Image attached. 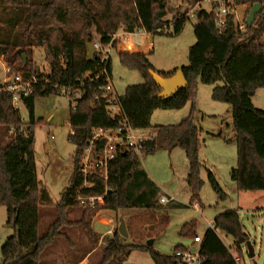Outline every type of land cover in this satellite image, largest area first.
<instances>
[{
    "label": "trees",
    "instance_id": "obj_1",
    "mask_svg": "<svg viewBox=\"0 0 264 264\" xmlns=\"http://www.w3.org/2000/svg\"><path fill=\"white\" fill-rule=\"evenodd\" d=\"M201 1L185 0L197 19L193 25L196 42L188 52L189 65L182 68L188 86L161 100V90L149 74V70H156L146 55L120 53L122 65L138 71L144 82L128 86L124 95L117 97L115 104L120 115L114 118L107 110L111 95L104 90L105 80L80 83L87 72L96 71V61L87 60L88 45L98 42L115 47L112 38L120 29L127 34L143 30L148 35H179L189 20L187 11L170 9L168 0H0V57L10 68V76L19 75L24 82L36 81L27 95H20V103L28 112L27 123L14 105L13 94L7 90L0 92V206L6 209V226L13 229L0 249V264H41L45 253L59 239L69 240L67 232L74 226L92 242H98L99 235L92 228L97 211L156 209L159 189L141 167L143 154L182 149L189 163L186 182L190 202L199 201L203 185L198 158L201 143L193 111L179 124L151 125L156 110H180L194 101L198 82L214 86L212 100L231 107L237 166L230 170V178L240 191L264 192V110L256 108L252 101L257 90L264 89V0L248 1L252 6L260 4L262 9L242 34L234 31L231 21L219 32L212 15L196 9ZM172 13V18L166 19ZM126 47L133 50L125 43L124 50ZM35 49H43L49 73H42L37 67L33 60ZM108 71L111 77V62ZM174 72L159 74L167 77ZM61 88L71 90L70 98L76 93L80 97L74 101L69 117L70 140L75 146L73 171L59 202L52 205L36 170L35 100L61 94ZM122 120L133 129L152 131L154 138L144 143L140 154L119 152L108 164L107 179L96 174L85 177L80 164L93 130L115 129ZM96 146L101 150L103 141ZM85 181L90 188L84 187ZM208 181L224 199L226 194L210 171ZM79 197H102L103 203H96L94 208L82 207ZM168 203L184 207L172 200ZM45 207L51 208L55 218L45 234L40 235L39 216ZM76 208L83 212L74 221L70 214ZM218 231L233 238L240 257L241 246L249 241L237 211L219 214L199 243L204 264H237ZM179 235L194 241L198 236L196 222L185 224ZM184 249L179 245L172 254L162 255L153 247L123 243L115 231L97 264H124L133 251L148 253L154 264H179L174 253Z\"/></svg>",
    "mask_w": 264,
    "mask_h": 264
},
{
    "label": "rangeland",
    "instance_id": "obj_2",
    "mask_svg": "<svg viewBox=\"0 0 264 264\" xmlns=\"http://www.w3.org/2000/svg\"><path fill=\"white\" fill-rule=\"evenodd\" d=\"M168 6L172 10L178 7L180 12L188 13L189 20L179 35H148L143 30H137L126 37L120 34V30L116 33V46H111L110 49L111 83L115 96L121 97L128 86L144 82L138 71L126 68L120 61V53L130 54L124 51L123 37L139 51L144 52L158 73L168 74V70L173 72L189 65V48L196 42L193 25L197 19L193 14L194 9L190 8L185 0H168ZM196 9L209 12L210 6L203 3ZM172 15L173 13L168 14L166 19L170 20ZM168 31L171 33L173 27L168 28ZM33 60L42 73L50 72L43 49L34 50ZM6 67L8 65L4 58L0 57V87L12 77L7 73ZM213 87L198 82L194 101H189L180 110H156L151 117L153 127L176 125L193 111L194 124L200 130L201 145L198 158L201 163L200 178L203 181L199 201L193 203L198 209H194L190 202L191 192L186 182L189 163L185 152L174 148L143 154L140 156L141 167L157 185L159 198L172 197L174 204L184 207H172V204L165 202L163 205L157 204L159 206L156 209L97 211L92 219V228L99 235L98 242H92L79 227L74 226L67 232L69 240L59 239L54 247L45 253L41 264H97L101 259L102 250L114 232L119 230L122 221L128 234L127 237L120 235L125 244L147 246V243L152 241L150 247L162 255L172 254L174 248L179 245L196 250L198 244L193 243L189 237L179 235L183 226L195 221L197 235L203 236L215 217L229 210L237 211L239 221L254 251V257L250 258L246 245H242L239 264H264V192L240 191L230 178V170L237 166L232 111L228 104L212 100ZM252 101L256 108L264 110V89H258ZM75 104L72 98L64 94L35 100V119L38 122L35 127L34 145L36 170L38 180L49 192L52 205L59 202L60 194L68 185L73 171L75 146L70 140L69 117ZM15 107L19 110L22 120L27 123L29 118L26 108L21 103H15ZM113 112L118 113L116 110ZM208 171L213 173L226 194L224 199L212 189L208 181ZM82 212L81 208H76L70 214V219L77 220ZM54 218L51 208L45 207L41 210L40 235L45 234ZM6 220V209L0 206V249L13 234V229L6 226ZM218 236L230 249L231 254L240 252L231 236L221 231H218ZM124 264L154 262L148 253L133 251Z\"/></svg>",
    "mask_w": 264,
    "mask_h": 264
},
{
    "label": "built area",
    "instance_id": "obj_3",
    "mask_svg": "<svg viewBox=\"0 0 264 264\" xmlns=\"http://www.w3.org/2000/svg\"><path fill=\"white\" fill-rule=\"evenodd\" d=\"M249 0H202L198 6L203 3H207L210 6V11L207 12L212 15L216 28L219 32L226 28L229 21L233 23L234 31L237 34L245 32L247 23V11L253 6L248 2ZM124 38V37H123ZM113 40L118 39V34L113 35ZM126 39H123V45ZM111 44L101 45L96 42L93 44L95 49V61L96 71L87 72L80 83L84 80L89 82L104 79L106 82L105 92L111 95V98L107 105V110L112 117H118L120 115L119 108L115 104L117 96L114 94V87L111 83V77L108 71V64L110 62V49ZM7 73L10 72V68L6 67ZM32 83H36L35 80L31 82H24L19 75H12L9 82L5 84V87L0 89L1 91H9L13 94V102L20 103V95H27L30 92ZM61 94L71 96L70 89L61 88ZM80 97V93H76L72 100L75 101ZM74 107V106H73ZM72 107V108H73ZM116 110L118 113H114ZM112 111V113H111ZM72 133V132H71ZM154 138V133L149 130L133 129L127 125L125 121H120L119 126L115 129H94L92 132V139L89 146L84 150L83 157L81 159L80 171L87 177L88 174H96L97 176L107 179L108 177V164L114 160L118 153L121 151H127L134 154H140L144 143L151 141ZM103 141V147L101 150L96 146L97 142ZM84 187L90 188L91 186L85 181ZM80 205L83 207L94 208L96 203L102 204V197H79ZM160 203L168 202L165 198H159ZM264 222V221H263ZM202 240V236H196L194 243L198 244L196 250L185 247L184 250H179L174 253V256L178 259L179 264H204V257L200 253L199 243ZM235 262L240 263V256L238 253L232 254Z\"/></svg>",
    "mask_w": 264,
    "mask_h": 264
},
{
    "label": "water",
    "instance_id": "obj_4",
    "mask_svg": "<svg viewBox=\"0 0 264 264\" xmlns=\"http://www.w3.org/2000/svg\"><path fill=\"white\" fill-rule=\"evenodd\" d=\"M262 6L260 4H255L250 9V12L248 14V17L246 19L247 25H252L254 23V20L256 18V15L261 12ZM126 53H132L131 49L128 47L124 50ZM25 58V55L23 56ZM87 60L89 62H94L95 60V49L92 44L88 45V55ZM150 76L153 78L155 84L160 88L159 97L161 100L168 99L172 96H174L180 89L186 88L188 86V82L185 78V75L182 71V69L176 70L172 75L170 76H162L156 71L149 70ZM119 234L123 237H127V231L124 225V222L122 221L120 227H119ZM152 241H149L147 243V246H151ZM246 248L248 251V255L250 258L254 257V251L253 246L250 241L246 243Z\"/></svg>",
    "mask_w": 264,
    "mask_h": 264
},
{
    "label": "crops",
    "instance_id": "obj_5",
    "mask_svg": "<svg viewBox=\"0 0 264 264\" xmlns=\"http://www.w3.org/2000/svg\"><path fill=\"white\" fill-rule=\"evenodd\" d=\"M120 34H121V35H124L125 37H126V35H128L127 33H125V32L123 31V29H120ZM125 37H124V38H125ZM127 40H129V38H127ZM125 43H126L127 45H129V46L132 47V49H133L132 51H133V52H136V53H143V54H144V52L139 51L135 46H133L131 43H129V41H125ZM167 72L170 73V72H172V70H168ZM153 114H154V113H153ZM50 115H52V114H50ZM187 174H188V173H187ZM186 177H187V175H186ZM162 198H165L167 201H170V200L174 201L172 197H168V198H166V197L162 196ZM159 204L163 205L164 203H159ZM193 205H194V209L197 210V209H198V208H197V205H196V204H193ZM211 224H212V223H210V225H211ZM129 257H130V256H129ZM129 257H128V258H129ZM128 258H127V259H128ZM86 259H87V258H86ZM86 259H85V260H86Z\"/></svg>",
    "mask_w": 264,
    "mask_h": 264
}]
</instances>
